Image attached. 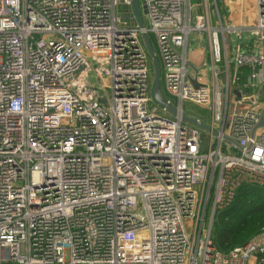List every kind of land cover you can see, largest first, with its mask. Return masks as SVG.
Instances as JSON below:
<instances>
[{
	"label": "built area",
	"instance_id": "obj_1",
	"mask_svg": "<svg viewBox=\"0 0 264 264\" xmlns=\"http://www.w3.org/2000/svg\"><path fill=\"white\" fill-rule=\"evenodd\" d=\"M189 1L141 0L142 28L132 0H0V264H264V230L229 253L211 240L264 187V0L254 49L218 0Z\"/></svg>",
	"mask_w": 264,
	"mask_h": 264
},
{
	"label": "trees",
	"instance_id": "obj_2",
	"mask_svg": "<svg viewBox=\"0 0 264 264\" xmlns=\"http://www.w3.org/2000/svg\"><path fill=\"white\" fill-rule=\"evenodd\" d=\"M264 230V187H243L233 204L217 212L211 240L223 253L246 245Z\"/></svg>",
	"mask_w": 264,
	"mask_h": 264
},
{
	"label": "crops",
	"instance_id": "obj_3",
	"mask_svg": "<svg viewBox=\"0 0 264 264\" xmlns=\"http://www.w3.org/2000/svg\"><path fill=\"white\" fill-rule=\"evenodd\" d=\"M189 2L193 16L202 14L206 10V6H208L211 12L216 11L214 5L216 0H190ZM256 7L257 0H218V9L224 25L241 27L248 30L243 33L244 38L247 43H250L247 46L253 49L256 47V42L251 32L256 23ZM212 24L213 26L217 25L216 14L212 16ZM193 48L195 49L196 45H193ZM196 56L201 65L207 62V58L204 57L200 51L196 52ZM201 73L206 75V71L204 70H202ZM243 109L242 106H235V111H241Z\"/></svg>",
	"mask_w": 264,
	"mask_h": 264
},
{
	"label": "water",
	"instance_id": "obj_4",
	"mask_svg": "<svg viewBox=\"0 0 264 264\" xmlns=\"http://www.w3.org/2000/svg\"><path fill=\"white\" fill-rule=\"evenodd\" d=\"M132 10H133V13L135 15V18H136L138 24L140 25V27L143 28L144 23H143V19H142V13L147 14L146 8L143 7L141 10V7L139 5V1L138 0H132ZM216 16L217 17L219 16L218 13L216 14ZM144 40H145V43L148 47L149 53L152 57L154 71H155L154 82H153V92H152L154 102L158 106H160L161 108H164L167 111L175 114L176 110L166 103V101L162 95V92H161V69H160V63H159V60H158L157 55L155 53V50H154L148 36H144ZM237 96L240 97V94L237 93ZM183 119L187 122L192 123L196 127L207 131V132L211 131V129L208 126H206L204 123H202L201 121H199L195 118H191L187 115H184ZM259 127H264V116H262V118H261V121L259 123Z\"/></svg>",
	"mask_w": 264,
	"mask_h": 264
},
{
	"label": "rangeland",
	"instance_id": "obj_5",
	"mask_svg": "<svg viewBox=\"0 0 264 264\" xmlns=\"http://www.w3.org/2000/svg\"><path fill=\"white\" fill-rule=\"evenodd\" d=\"M139 5L142 7L141 5V0H139ZM123 6L121 7V10H123ZM143 14V13H142ZM143 19L145 21V23H148V18L143 14ZM228 40H229V37H228ZM152 43H153V47L155 48L156 50V45H155V41H154V38H152ZM208 60V58H207ZM150 73H151V77L154 78V75H155V71H154V67H150ZM91 75L93 76V72H91ZM163 85V79L161 77V86ZM103 87V84H101V87H100V90L99 91H103L102 89ZM234 101V98H233V95L231 96V100H230V105L232 104L231 102ZM232 107V105L230 106ZM186 112L191 114L192 116H197V117H201L204 121L208 122L209 121V113H208V110L205 109V108H202V107H196V106H192V105H187L186 106ZM202 140H203V145L205 147L208 146V134L206 132H203V135H202Z\"/></svg>",
	"mask_w": 264,
	"mask_h": 264
},
{
	"label": "bare ground",
	"instance_id": "obj_6",
	"mask_svg": "<svg viewBox=\"0 0 264 264\" xmlns=\"http://www.w3.org/2000/svg\"><path fill=\"white\" fill-rule=\"evenodd\" d=\"M200 129V128H199ZM202 131H205V130H203V129H201Z\"/></svg>",
	"mask_w": 264,
	"mask_h": 264
}]
</instances>
